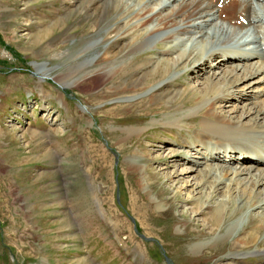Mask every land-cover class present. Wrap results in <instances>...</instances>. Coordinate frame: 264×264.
<instances>
[{
  "label": "rangeland",
  "instance_id": "374dc122",
  "mask_svg": "<svg viewBox=\"0 0 264 264\" xmlns=\"http://www.w3.org/2000/svg\"><path fill=\"white\" fill-rule=\"evenodd\" d=\"M77 1L74 6L69 0H0V264H131L124 257L126 253H130V261L137 259L132 264H167L164 254L172 264H241L239 259L227 256L244 249L238 245L202 248L197 254L188 249L189 244L212 237L213 232L205 228L209 224L203 226L202 220L215 209L204 204L197 211L201 213L192 211L190 206L193 209L195 203L184 198L192 184L183 186L175 177L188 167L186 163L177 165L179 157L182 161L189 159L195 169V157L203 152L199 143L187 137L192 130L155 124L145 127L140 135L138 131L128 132L118 139L126 128L146 125L147 119L154 116L149 110L157 104H170L169 93L159 91L151 97L145 95L146 87L139 88L147 85L139 83V78L152 67L145 60L150 53H154L153 64L159 59L161 42L188 49L201 45L211 52L226 47L229 33L245 24L233 27L223 23L216 17L219 8H212L214 19L186 20L177 13L167 26H162V15L175 13L191 0H105L98 19L84 11L85 0ZM116 3L120 10L112 14ZM253 4L251 0L250 6ZM258 4L264 5V0ZM248 24L250 31L243 30L251 36L255 29ZM258 24L264 28V16ZM116 25L117 34L106 36ZM135 28L156 29L143 36L141 43L138 40L116 52L119 35L123 36L119 41L128 43L132 37L127 35ZM107 49L109 53L102 58ZM130 59L134 60L128 71L109 75L100 84L81 81L99 69L126 65ZM199 71L196 68L193 72ZM190 76L194 78L193 73ZM154 79L149 78L148 84L154 82V86L159 80ZM186 82L181 88L186 87ZM246 90L244 94L250 93ZM244 97L247 96L241 94L234 104L243 106L251 101L247 106L252 107L255 96L250 101ZM232 99L223 102L225 106L228 103L225 110L233 107L229 105ZM261 99H257L254 109L264 104ZM194 120L183 122L184 127L197 128ZM180 135L184 140L179 139ZM139 149L150 153L152 159L143 161ZM174 150L184 153L174 154V163H169ZM201 160L198 169L204 167V155ZM130 161L147 163L151 171L147 174L143 168L135 170L128 164ZM246 164L243 167H248ZM165 166L175 171L176 181L161 176ZM258 166V170L257 166L252 169L254 176L264 170V164ZM195 173L191 172L190 177ZM143 178L149 180V185ZM243 188L250 193L251 182L238 180L229 194L218 192L215 196L228 200L230 195L235 201ZM228 206L227 213L234 205ZM257 211L264 213V207L253 212ZM238 220L241 221L238 216L229 220L228 229ZM257 221L251 220L250 227L260 224ZM243 222H247L246 217ZM110 231L118 234L116 241L108 236ZM245 231L241 229L239 234ZM258 234L261 238L248 242L245 247L249 249L243 253L254 247L264 248V231ZM118 247L125 254L119 253ZM245 253L251 264L264 263L259 254L254 258L253 251ZM102 255H109L110 260L104 261ZM246 263L250 264V260Z\"/></svg>",
  "mask_w": 264,
  "mask_h": 264
},
{
  "label": "bare ground",
  "instance_id": "6f19581e",
  "mask_svg": "<svg viewBox=\"0 0 264 264\" xmlns=\"http://www.w3.org/2000/svg\"><path fill=\"white\" fill-rule=\"evenodd\" d=\"M64 1L68 2V0ZM69 1H71L72 4L74 3V6L78 4L77 0ZM85 1L87 2V5L85 4L84 11L92 13L95 19H98L101 13L100 8L105 0H100V3L96 2L98 0ZM212 2H214V0H205L204 2L203 0H191L188 3L186 2L180 5L181 7L175 11V13L162 15L161 18L165 20L162 23V26H167L168 23L174 19L177 13H182L184 16L183 18L186 20L191 17L205 20L208 18L207 15L213 18V16H211L213 14H210V10L213 8ZM118 6V3L112 6V14L120 10ZM222 10H224V14L220 13ZM237 13H240L242 16L248 18L250 13L249 7L244 5L240 9L238 8V0H223L216 16L223 15L224 19L228 21L231 20L233 22ZM186 20L184 21L186 22ZM118 29L119 27L116 25L107 32L106 36L117 34ZM155 29L156 28H152L144 31L135 28V30L130 31V33L128 32L129 34L127 36L131 35L132 37L128 43H122L119 41L120 38H123L122 34L119 35L117 40L115 39L117 43L116 52L124 50V47L134 45L138 40L139 43H141L143 36L150 34ZM157 29H159V27ZM183 31L184 30H182V32ZM239 44L242 45L243 43L239 42ZM158 46L160 47L157 52V54L160 55L158 56L159 59L153 64V60L155 61L152 57L154 56V53H150L151 56L149 59L146 58L145 62L149 63L152 67L149 65L151 69L147 70V72L143 73L142 77L139 78V83L141 81L142 83L143 81L147 82L146 86H139V88L146 87L144 88L145 95H150L151 97L158 95L156 93L159 91L169 93L167 96L170 104H166L165 106L157 104L154 108L151 107L152 109L149 111H152L153 113H151V115L154 114V116L147 119V124L141 126L132 125L126 128L124 134L118 140H122L126 135H128V132L131 134L134 131H138V134L140 135V132L143 131L145 127H152L153 125L155 126V124L163 127L176 126L177 128H184L186 131L192 130V133H188L187 137L193 139L194 142L199 143L203 150V152H200L199 154L197 153L199 156L197 155L195 157L196 160H194L195 162H193V164H196V168H192V162L189 159H183L182 161L181 156L179 157L180 161H178L177 165H183V163H186L187 165L185 164V166L188 167L183 168L181 171L179 169L180 172H178L177 175V173L175 174V171H169L167 170L168 167L165 166L166 172H162L161 174V176L165 177L167 180L169 178L171 181L181 179V184H183V186L192 184L190 192L188 191L184 198L185 200L191 201V204L195 203L193 209V206H190V209L195 213H201V211H197L204 204L205 207H209L210 205L215 206V209L211 211L210 216L207 217L206 220H202L203 226H205L206 222L209 224V226L205 228L213 232L211 233L212 237L204 240L203 242L199 241L194 244L191 243L189 244L188 249L197 254L202 248L221 247L230 243L231 245H238L239 248L244 247L239 254L235 252L230 255L227 254V256H231V259H239V262L242 261L241 264H247L246 261L250 260L248 257H245L247 259L243 258L244 255H247L245 252L248 253L253 251V253H257L260 257L264 258V248L260 249L259 247H254L255 251L254 249H251L243 253V250L249 249V247H245L248 242H254L261 238L258 231H264V222L262 220L264 213H259L258 211L253 212L260 207H264V190L261 189L264 186V170L260 171L256 176L252 173V169L256 168V166V169L258 170L259 163H264V152L263 154L261 153V149L254 144L252 139V136L255 135V138L259 143H264V135L256 134L257 132L264 131V104L261 107L254 109L258 106L257 103H259L256 100L253 102L254 104L256 102L257 105L253 104L252 107L247 106V104L251 103L248 99L252 96H256V91L260 86L254 90L251 89L252 92L249 91L250 93L244 94L247 92V87L259 82L262 86L261 89H259L260 92H258V95H263V97H260L262 98L260 102L264 99V55L261 50L245 52L243 51L244 49L240 48L238 45L235 48L221 46L211 52L205 50V48L201 45L196 49H188L186 48L187 46L181 47L179 44L175 45V43L173 44L166 41L161 42ZM109 51L110 50L108 49L105 50L102 58H105ZM112 55L114 56L116 53H112ZM134 59L136 60L137 57ZM134 59H130L128 61L129 63L127 62L126 65L120 64L116 67H111L110 69H99L94 71L91 76H88L89 74L86 75L87 80L83 77L81 81L83 80L89 85L92 83L100 84L104 81V78H107L109 75L113 76L114 74H120L128 71L130 62ZM142 63L143 61L139 64ZM205 66L207 67L203 68ZM138 68V70L141 69L139 65ZM196 68L198 70L200 69V73L193 72ZM94 73L96 74L93 75ZM191 73L194 74V78H191ZM149 78L159 80L156 84H154V86H152L154 82L148 84ZM185 80H187L186 87L181 88V85L185 83ZM249 80L251 81L244 83ZM241 94L243 96H247L244 98L250 102L243 103V106L234 104V100L240 99L238 97L241 96ZM229 99H232V103H229V105L233 107L229 110H225L224 108L228 106V103L225 106L223 102H226ZM186 100L189 102H186ZM240 101H243V99ZM195 118L196 121H194L197 123V128L189 129L184 127L183 122H185V124L188 123L187 121L191 123ZM179 139L184 140L182 137ZM183 147L185 146H182V149ZM188 148L192 147L189 145ZM188 150L190 151L191 149ZM139 152L142 153L143 151H140L139 149ZM172 152L170 153L172 157L168 160L169 163H174V160L177 157L174 156L173 158L174 154L183 155L184 153L181 150H174ZM190 152L192 153V151ZM226 152H228V154H226ZM132 153L134 152H131L130 154ZM149 154L150 153L146 154L143 152L142 155L144 158H142V160H151L152 158L149 157ZM202 155H204L206 160L203 164L204 167L198 169L197 165L200 164L199 161L201 160ZM225 155H228L229 159L227 161L224 158ZM202 162L203 161L201 160V163ZM234 162L243 165L241 167H230L229 164L234 165ZM250 162L254 163V165L250 164ZM169 163H166V165L169 166ZM128 164L135 170H141L143 168V170H145L144 172L147 174L150 169H148V164L144 162L130 161ZM244 164L248 165V167H243ZM250 166L255 167L251 168ZM163 169L164 168H162V170ZM149 171H151V169ZM191 172L196 173L192 174L193 176L190 177ZM243 174H245L248 178L243 177ZM174 176L176 177V180L173 179ZM225 179L226 183H224ZM244 179L250 181L252 184V190L250 193H248L245 188L239 190L235 201H232L230 195L228 200L223 198H220L222 200H219L218 196H215L218 192L221 194H229L232 191L233 185H235L238 180L242 181ZM142 180L149 185V180L147 178H143ZM191 180H194V183H191ZM188 181H190V183H188ZM222 188L224 189L221 190ZM204 197L205 199L210 198L213 200L211 202H207L204 201ZM228 203L234 205L233 208L230 209L229 213L226 212L227 207H229ZM240 214L243 215L241 216ZM237 216L241 219V221L238 220L233 223L232 228L228 229L227 225L230 222L229 220L234 219ZM245 217L247 219L246 223L243 222ZM257 219L260 220V224H257ZM251 220H253V222L257 221V223L251 225L250 227L249 224ZM223 228L224 230L219 233L217 232L218 234L216 231L214 232L215 229ZM241 229H246V231L243 232V234H239ZM198 237L200 236L197 235V238ZM263 240L264 235L262 241ZM254 244H257V242Z\"/></svg>",
  "mask_w": 264,
  "mask_h": 264
}]
</instances>
